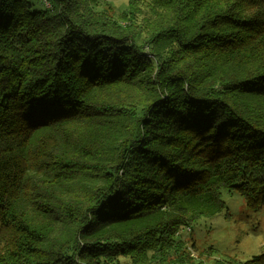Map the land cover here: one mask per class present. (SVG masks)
<instances>
[{"label": "trees", "instance_id": "obj_1", "mask_svg": "<svg viewBox=\"0 0 264 264\" xmlns=\"http://www.w3.org/2000/svg\"><path fill=\"white\" fill-rule=\"evenodd\" d=\"M110 9L0 0V264L183 263L264 202V0Z\"/></svg>", "mask_w": 264, "mask_h": 264}, {"label": "rangeland", "instance_id": "obj_2", "mask_svg": "<svg viewBox=\"0 0 264 264\" xmlns=\"http://www.w3.org/2000/svg\"><path fill=\"white\" fill-rule=\"evenodd\" d=\"M93 3L99 8L111 6L116 13L129 7V0H93ZM222 198L228 213L201 218L177 232L185 254L183 263L178 261L179 253L169 256L172 264H237L264 252V202L257 209H250L236 191H223ZM10 239L5 230L0 231L1 257L4 240Z\"/></svg>", "mask_w": 264, "mask_h": 264}]
</instances>
